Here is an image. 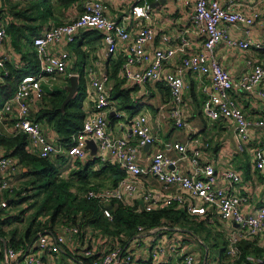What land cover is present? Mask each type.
I'll use <instances>...</instances> for the list:
<instances>
[{
    "label": "built area",
    "instance_id": "built-area-1",
    "mask_svg": "<svg viewBox=\"0 0 264 264\" xmlns=\"http://www.w3.org/2000/svg\"><path fill=\"white\" fill-rule=\"evenodd\" d=\"M81 7L82 13L77 18L52 25L34 38L33 46L37 52L39 68L37 72L25 75L18 81L14 95L6 99L0 109V122L5 125L8 136L26 134L30 151L44 159L50 158L55 153L86 159L89 156L87 141L95 139L98 144L96 156L103 161L113 158L127 172V177L121 179L117 185L93 188L86 194L89 199H95L101 204L106 217L110 219L113 217L111 207L109 208L113 201L126 203L128 198L140 194L142 178L146 173H151L157 177L161 186L142 187V202L137 208L155 211L176 206L196 216H209L215 212L220 219L237 225V228H232L227 235V255L234 260L240 259L242 256L240 241L257 237L264 232V197L257 210L252 214L245 213L242 206L248 204L249 197L237 194L233 190L241 181L240 173L232 169L217 173L213 163L201 160V150L194 145V138L187 142L175 143L174 146L181 155L179 158H173L163 152H155L148 165H141L139 149L155 144L157 139L152 133L147 115L142 113L134 119L132 138L113 137L109 133L110 112L115 111L119 119L124 117V113L114 109L115 104L109 98L108 75L91 80V88L87 96L92 104L91 112L84 120L83 128L75 135V143L71 147L62 146L60 142L48 138L44 125L31 117V105L36 99H43L47 89L54 88V83L60 75L66 74L68 77L75 75L69 72L71 51L53 54L49 49L51 45L62 41L69 44L76 40L80 32L96 29L103 34L102 41L110 54H117L120 46L125 44L124 61L119 72L122 79L139 86H144L148 81L164 82L169 87L172 101L170 116L178 128L188 125L183 109L186 102L184 71H192L198 76H208L212 81V87L203 103L204 114L212 120L224 118L233 121L236 126L238 148L243 152L251 139L249 128L252 122L246 117L243 107L234 99L232 92L236 88L249 93L257 91L258 95L264 98V88H262L264 63L249 59L251 70L244 73L240 81L236 82L230 72L217 60L215 51L222 43L243 49L251 46L264 49V42L238 40L229 35V29L234 23L252 26L260 18V12L255 11L247 15L242 10L222 6L219 0H195L193 23L206 34L205 50L189 55L188 38L182 37L177 48L159 49L152 56L145 46L155 36L154 27L149 23L142 25L139 31L132 32L125 24L110 17L107 5L100 0H84ZM130 16L149 21V7L144 4L133 5ZM8 38L6 26L0 21V47L6 45ZM177 54H181L178 71L165 72L164 63ZM143 65V70L136 68ZM0 66L4 68V75L0 80V88H2L9 71L1 59ZM6 119H10L12 124L8 125ZM256 124L264 126V115ZM253 153L255 167L264 170V153L257 149ZM183 158L190 162V169L186 172L180 171L178 167V162ZM16 164L18 166V162L7 156L0 148V169H16ZM172 167L174 168L170 169ZM220 178L225 181L226 186L217 184ZM13 189L10 178L0 181L1 194L12 192ZM0 207H9L7 198L0 202ZM139 230L124 248L115 242L114 246L107 247V250L100 254L93 249V243L98 238L104 243L108 238L90 237L84 244L83 255L91 257L96 254L93 264H166L169 256L180 252L179 264H198V257L194 252L179 245L176 238L171 241L165 238L164 234L169 230L168 225L148 230L139 227ZM159 231L163 234L155 235ZM66 232L75 234L79 231L74 226L68 227ZM67 242V237L63 233L42 232L30 246L7 249L6 258L11 263L22 258L25 264H44L42 253L56 255L62 252ZM143 254L145 258L140 262L139 259ZM204 264L211 263L205 261ZM242 264H264V254L249 253Z\"/></svg>",
    "mask_w": 264,
    "mask_h": 264
},
{
    "label": "crops",
    "instance_id": "crops-1",
    "mask_svg": "<svg viewBox=\"0 0 264 264\" xmlns=\"http://www.w3.org/2000/svg\"><path fill=\"white\" fill-rule=\"evenodd\" d=\"M21 1L25 3L31 0ZM83 1L84 0H78L75 4L69 6L67 9H64L63 7H55L53 10L54 15L50 18L49 22L41 26V31L37 35L42 34L52 25L69 22L77 18L82 13L81 5ZM100 1L107 5L108 15L110 17L125 24L126 27L132 32L139 31L142 25L147 23L154 27V39L145 45L147 51H149L152 56L154 52L159 49H167L168 47L177 48L182 37L188 38L189 46L187 48V52L189 55L205 50L206 34L196 28L193 23V14L196 9L195 0ZM156 2H159V4L154 5ZM219 2L224 7H232L233 9L236 8L242 10L247 15H251L255 11L260 12V18L256 20L252 26L234 23V25H232L229 29V35L232 38H236L238 40L249 39L251 41L254 40L264 42V0H219ZM0 3H2V1H0ZM136 4H144L149 7V21L145 20L144 18H137L135 16L129 17V15H131V7ZM150 5L154 6L150 7ZM10 18H12V15L8 13L7 9H0V21L6 26V29H8ZM86 32L87 31L80 32L76 40L82 43V48L87 52V54H83L81 57H79V52H76L74 57L72 55V58L69 62V72L71 71L75 74L73 76L79 77V71L76 70L74 63L76 59L84 60L85 58V61L82 62V66L84 69H86L88 90L91 88V80L102 78L104 75H108V84L111 88L113 84L112 80L110 79V72L114 69V62L119 59L124 61L126 48L125 44L120 46L117 54H110L102 40L99 42L93 41L88 43L85 39H81V37L86 34ZM36 36H34V38ZM33 40L25 49L26 52L32 53L31 57L36 56L38 60L36 49L33 46ZM76 40L69 44L66 41H62L59 44H53L49 48L50 52L53 54H59L63 51L70 50L71 53H74V49H77V46L80 45V43ZM7 41L8 42L6 45L0 47V59L3 62L5 68L8 69L7 64L17 69L25 65H29V63L22 57V54L12 47L10 36ZM215 57L230 72L233 80L238 82L244 73L251 70L248 62L249 59H254L264 63V49L255 48L254 46H251L248 49H243L236 46L231 47L226 43H222L216 49ZM180 62L181 54H177L171 60L164 63L165 72L178 71L181 65ZM136 68H142L141 70H143L144 65L138 66ZM3 70L4 68L0 66V80L4 75ZM70 78L71 76L68 77L66 74L60 75L58 80L54 83V88H66L68 91V87L70 86ZM183 78L184 82H186L184 92L186 102L183 109L184 117H186V120L188 121L187 126L178 128L170 116L172 101L170 100V93L168 90H166L169 89L167 85L164 82L148 81L146 84H144V86H140L139 90L132 91L131 93L133 100L143 105L141 112L132 116H130L127 111L123 112L124 117L121 119L118 118L117 122L112 125L110 124L111 121L108 119L109 133L113 137L132 138V127L135 121L134 119L137 118L141 113L146 114L152 128V133L157 139V142L148 148L145 146V148L139 149V163L143 166H146L148 163H150L152 155L155 152H163L173 158H179L181 155L178 149L175 148V143L187 142L191 138H194V145H196L201 150V160L204 162L207 161L213 163L217 173L220 174L222 171L229 169L240 173L241 181L235 186L233 190L237 194L240 193L249 197L248 204L243 205L242 209L245 213L252 214L255 210H257V207L262 204L264 197V170L257 169L253 160L254 150L257 149L264 153V126H258L256 124V122L262 119L264 115V98L260 97L257 91H254V93H249L246 91H240L238 88H236L232 92L234 99H236L238 104L243 107L246 117H248V119L252 122V126L249 128L251 139L247 143L245 150L241 152L238 148L235 123L224 118L212 120L204 114L203 103L207 97V94L210 92V88L212 87V81H210V78L208 76H198L189 70L184 71ZM6 84L7 78H5L4 86ZM135 85V83H129L127 81L125 82V86ZM262 88H264V83L262 84ZM43 99H36L34 103L32 102L31 117L33 119H35L37 112L42 108L44 103ZM3 103L4 101L0 105V109L3 106ZM85 103L87 113L91 112L92 104L89 102L88 98ZM114 109H116V106H114ZM110 113L112 116L115 115V111H111ZM6 123H8V125L12 124L10 119H6ZM45 133L50 140L58 141L62 145V141H59L60 138L54 128L52 129L51 127H45ZM0 134L4 137H11L8 136V131L5 125L1 122ZM196 142L198 144H196ZM0 148L6 153L7 156H10L6 146L0 144ZM30 152L33 153L32 151ZM59 155L61 154L55 153L48 159L55 161L60 170V174L67 179H70L69 175L73 169L80 168L79 162H84V160L86 161L88 157H90L88 156L86 159H79L76 157L71 158L67 155H61L64 158L61 159L58 158ZM10 157L18 162V166L16 164V169H0V181L4 178H10L14 189H17L19 183H25L28 181L22 176V172L25 171L26 168L19 162L18 158L13 156ZM109 161L115 163L113 158H111ZM178 163L180 171L186 172L190 169V162L188 159L183 158ZM99 166V164L96 165L97 168ZM173 168L174 167L170 169ZM75 180L77 181V178H75ZM110 184L111 181L108 185ZM217 184L219 186H226V183L222 178L219 179ZM146 185L149 188L160 187L161 183L153 174L146 173V175L142 178L141 186L144 187ZM142 187H140V194L135 195L133 198H128V201L126 202L127 205H141ZM13 190L12 192L7 191L4 194L0 193V202L5 198L10 201V198L13 197V195H16ZM20 204L17 206L12 205L7 208L0 207V217L4 218L7 215L9 216L10 212L6 213L4 216L1 214L5 210L10 211L14 208L17 209V213H19L20 210L24 209L20 207ZM189 214V216L195 217L199 221L204 220L213 224L215 226L214 229L206 230L198 236L192 230L186 228L183 229L174 224L173 227H169V230L166 232L169 236L166 233V235L164 234L167 240L171 241L173 238H176L179 245L186 248L190 252H194L197 255L198 264H204L205 261H209L211 264H242L244 262V259L241 258L234 260L233 258L229 257L226 252L227 235L232 230V228H237L235 223H229V221L220 219L215 212L209 216H196L192 215L191 213ZM22 220L24 221L21 223L22 226L16 234V238L14 239L15 241H19V239L24 236L25 231L29 226L30 217L25 216ZM41 220L43 223H45L46 217H42ZM8 227V225L3 226L4 230L8 234L5 236H0V264H25V261L22 258L14 261L13 263L8 261L6 258L7 249L13 248L11 247L13 239L12 235L8 232ZM67 227L68 226H60V224H56L54 228L45 229L46 231L44 232H59L65 234L68 242L63 246L61 257H64L65 255V257L69 259V264H80L74 258V256L80 257L84 254L83 247L86 243V240L93 236H104H102L103 234L100 231L94 228L92 231L88 229L89 232L87 235H85L84 240L81 241V239H78L79 237L76 234H73L72 232H66ZM39 233L42 232L38 231V235ZM162 234L163 233L161 231L155 233L157 236ZM219 235H222L224 247L217 255V258L212 260L209 258L210 249L211 247H218L217 239ZM170 236L173 237L170 238ZM34 241L33 243H35ZM242 241L251 242L255 246L257 250L256 252L262 251L261 254H264V232L259 234L257 237H251L250 239H244ZM108 243L109 241H105L103 243L102 240L98 238L95 243H93V249L96 253H103L105 250H107L106 248ZM68 252H70V254ZM180 254L181 253L179 252L178 254L169 256L167 258L166 264H179ZM42 256L44 264H57V262L60 260H58V257L54 254L47 255L46 253H42ZM65 257L62 258L63 261H65ZM143 258H145V254L142 255L139 261L142 262Z\"/></svg>",
    "mask_w": 264,
    "mask_h": 264
},
{
    "label": "trees",
    "instance_id": "trees-1",
    "mask_svg": "<svg viewBox=\"0 0 264 264\" xmlns=\"http://www.w3.org/2000/svg\"><path fill=\"white\" fill-rule=\"evenodd\" d=\"M0 1H2L0 9H7L8 13L12 15L7 29L12 47L20 52L25 61L29 63V65L19 69L7 64L9 75L6 76L7 84L0 88L1 105L3 101L14 95L17 89L16 85L23 76L37 72L39 68L38 60L36 56L31 57L32 53L26 52L25 48L29 46L34 36L41 31V26L50 21V18L54 15V8L63 7L67 9L78 0H31L25 3L21 0ZM81 39H85L88 43L99 42L103 39V34L96 29H89ZM82 46V43H80L77 49H74V53H71L73 57L76 52H79V57L87 54ZM83 61H85V58L84 60L76 59L74 63L76 70L79 71L77 93L65 105L64 101L69 94L66 88L47 89L43 106L34 119L42 123L44 128H54L60 138L59 141H62V145L65 147H71L75 143V135L83 128L84 120L88 115L85 108L88 84L86 69L82 66ZM122 63V59L113 63L115 66L113 71L110 72L113 86L109 88V98L114 102L117 110L127 111L132 116L143 109V105L131 97L132 91L139 90L140 86H125L126 81L119 75ZM166 90L170 93V89ZM108 119L112 125L117 122L118 117L116 115L112 116L110 113ZM0 144L6 146L9 155L18 158L19 162L26 168L22 172L23 176L28 175L31 178L26 189H32L33 191V196H25L22 195L23 190H18L15 192L16 195H13L9 201V206H17L29 197L32 201L28 206L30 210H33L30 213L32 216L24 236L19 241H15L17 229L8 231L13 239L11 247L15 249L30 246L34 240H37L38 231L44 232L45 229L54 228L56 224L68 227L76 226L79 232L75 234L81 241L89 232L88 229L94 228L100 231L103 234L102 236H108L107 241L109 243L107 247L111 248L115 245V242H118L124 248L128 241L138 234L139 227L147 230L149 228H160L162 225L173 227L174 224L180 222L182 217L187 218L186 216L190 215L187 210L176 206H170L163 210L145 211L143 208H137L139 207L137 204L131 206L122 201H113L111 203L113 217L110 219L106 217L101 204L95 199H89L86 194L93 188L115 186L121 179L127 177V172L118 163L109 161L111 158L103 161L97 156L88 157L86 161L79 162L80 168L73 169L69 175L70 179H67L60 174L55 161L48 158L44 159L29 151V141L26 134L20 133L12 137H4L0 134ZM58 158L64 159L61 155ZM36 163L42 164L40 168L33 167V164ZM97 164L100 165L98 168L96 167ZM75 178H77V181ZM110 181L111 184L108 185ZM27 209L20 210L18 214H10L4 218L0 217V236L8 234L3 228L4 225L19 221L23 222L22 219L25 217ZM42 217H46L45 223L41 220ZM240 242L242 243H240L242 247L241 259H244L249 253L258 254L262 252H256L257 250L251 242ZM68 253L70 254V252ZM95 257H97L96 254L91 257L85 255L74 256L80 264H93Z\"/></svg>",
    "mask_w": 264,
    "mask_h": 264
},
{
    "label": "rangeland",
    "instance_id": "rangeland-1",
    "mask_svg": "<svg viewBox=\"0 0 264 264\" xmlns=\"http://www.w3.org/2000/svg\"><path fill=\"white\" fill-rule=\"evenodd\" d=\"M152 150H153V148H152ZM42 164L41 163H36V164H33V167L34 168H40V166H41ZM23 176V175H22ZM23 178H25L26 180H28L27 182H25V183H19L18 184V186H17V189H15L14 190V193H15V191L17 190H23L22 191V195H25V196H31L32 194H33V191H32V189H26V187H28L26 184L27 183H29V180L31 179L30 178V176H23ZM34 179V178H33ZM33 196V195H32ZM32 201H31V197H29L28 199H26L24 202H22L21 204H20V207L21 208H28L27 209V212L25 213V216L26 217H31L32 216V214H30L33 210H30V208L28 207L29 206V204L31 203ZM25 204H26V207H25ZM8 212H10V214H12L13 212V214H18L17 212V209H13V210H10V211H7V210H5V211H3L2 212V216H4L6 213H8ZM187 218H185V217H182L181 218V220H180V222H178V223H176V225L177 226H179L180 228H186V229H190V230H192L195 234H197L198 236H199V234H202L204 231H206V230H209V229H211V230H213L214 229V225L213 224H211V223H208V222H206V221H204V220H202V221H199V220H197V219H195V218H193V217H191V216H189V215H187L186 216ZM22 222L21 221H19V222H14V223H12V224H10V225H8L9 227H8V230H10V229H17V231H19V229L21 228V226H22V224H21ZM91 231H92V229H90ZM217 248H215V247H211V249H210V255H209V258L210 259H212V260H214V259H216L217 258V255L219 254V252L220 251H222V249H223V238H222V235L220 236H218V239H217ZM62 250H63V248H62ZM61 254H62V252H60V253H57L56 254V256L58 257L57 259L59 260L58 262H57V264H69V259L67 258V257H65V255H64V257H65V261H63L62 260V258H64V257H61ZM211 260V261H212Z\"/></svg>",
    "mask_w": 264,
    "mask_h": 264
},
{
    "label": "water",
    "instance_id": "water-1",
    "mask_svg": "<svg viewBox=\"0 0 264 264\" xmlns=\"http://www.w3.org/2000/svg\"><path fill=\"white\" fill-rule=\"evenodd\" d=\"M159 2H156L154 5H158ZM154 5H150V7H153ZM79 88L78 85V77L77 76H71L70 78V86L68 87L69 94L67 98L65 99L64 103L65 105L71 100V98L77 93ZM113 114V113H112ZM150 145H146V148H148ZM89 150V156H96L98 151V144L95 139H90L87 141V147ZM111 205L109 206V208Z\"/></svg>",
    "mask_w": 264,
    "mask_h": 264
}]
</instances>
